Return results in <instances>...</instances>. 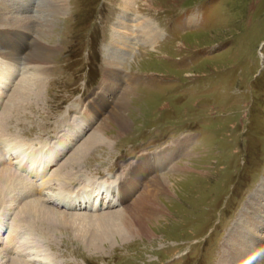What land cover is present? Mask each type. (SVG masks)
Instances as JSON below:
<instances>
[{
    "label": "rangeland",
    "instance_id": "rangeland-1",
    "mask_svg": "<svg viewBox=\"0 0 264 264\" xmlns=\"http://www.w3.org/2000/svg\"><path fill=\"white\" fill-rule=\"evenodd\" d=\"M64 1L66 8L62 13L48 16L53 20L52 32L44 38L40 35V42L54 46L45 63L40 97L34 103L26 98L9 112L2 122L5 134L19 139L25 149L42 147L44 153L51 142L59 143L79 123L78 112H84L96 101V92L100 91L98 96L102 95L105 105L112 108L110 89L115 91V97L122 98L121 111L129 123L111 145L109 142L110 146H94L77 166L65 164L66 158L97 123L104 124L102 111L86 121L87 126L68 144L69 138L64 139L58 155L51 156L48 178L67 175L68 171L69 177L61 187L57 181L44 180L42 201L58 211H87L88 218L90 213L100 218L102 214L121 213L136 203V195L154 175L167 174L172 188L168 194L158 195L159 202L152 213L156 218L145 223L150 236L135 225L136 232L125 239L113 234L107 240L95 239L91 243L92 227L81 229L80 223L73 227L55 224L51 229L44 228L41 221L31 228L24 223V227L14 225V211L33 198L36 189L20 195L17 203L7 202V208L0 207V217L5 216L0 219L2 226L13 232L22 231V241L34 242L26 249L33 264H220L219 258L226 253L241 255L245 264H264V0H134L131 7L124 0ZM31 2L17 0L15 6L21 8L20 3H24L25 12L34 15L40 2L47 4V0H34L30 9ZM121 14L131 18V22L126 20L127 25L139 21V14L148 16L159 35L151 44L133 42L132 49L122 51L126 56L114 65L109 56L116 54L113 27ZM34 25L33 33L27 34L14 23L0 26L4 28L0 30V46L12 50L9 46L15 44L13 49L23 55L31 50L30 36L37 35L39 25ZM8 31L11 33L1 35ZM22 55L21 58L26 56ZM19 67L24 71L22 65ZM22 75L15 73L14 78ZM105 77V85L110 87L113 80L116 85L101 87ZM13 86L7 96L0 98V112ZM89 102L92 103L83 109ZM186 135L190 136V143L171 154L166 152L164 166L157 169L158 162L154 161L146 173L138 172V163L145 168L142 172L149 164L144 157L151 161V156L163 153L165 146L174 150L176 141ZM0 150V161L3 155L8 163V151L16 148L8 143ZM175 164L177 168L171 171ZM134 167L130 194L118 205L106 206L104 201L109 198L101 192L97 201L89 193L94 203L103 202L92 212L51 205L58 189L74 190L87 178V185L93 190L89 178L100 179L106 173L111 180L106 178L103 184L110 189L115 181L113 175ZM127 174L128 171L129 177ZM45 176L32 178L37 184ZM24 178L25 183L32 182ZM85 203L86 200L80 202L83 206ZM211 222L217 225L206 236L204 231L212 229ZM11 243L8 242L9 247ZM12 254H5L8 263Z\"/></svg>",
    "mask_w": 264,
    "mask_h": 264
},
{
    "label": "bare ground",
    "instance_id": "bare-ground-1",
    "mask_svg": "<svg viewBox=\"0 0 264 264\" xmlns=\"http://www.w3.org/2000/svg\"><path fill=\"white\" fill-rule=\"evenodd\" d=\"M16 1L17 0H0V26H8L14 23L17 25V27L21 28V30L23 29L24 34H27L29 31L33 33V31L35 30L34 24H36V22H37V25L39 26H38V30H36L37 35L35 37H33L32 35L31 36L29 35L30 36L29 42L30 44H32V46H31V50L29 51L27 50L28 51V52L26 51L27 53L24 52L26 56H24L23 54L22 56L24 57L21 58V54H18L17 49H13L15 44L9 46L12 50H6L5 48H8V47L0 46V98L2 96H7L8 94L7 91L10 90V88L14 85L11 92L8 95V98L6 99V102L3 105V109L0 112V147L8 146V143H11L13 147L16 148L17 151L21 152L19 153L16 150L13 152L14 154H17L18 163H14L13 160H11V162L8 161L7 163L5 162L3 155L1 157V161H0V164H1L0 165V207L7 208L9 206V205L7 206V202L14 203L17 199L19 200L18 197L20 195H22L23 193L28 194L29 192L32 191V189H34L33 188L34 186H37L39 194L33 195L34 194L33 193L32 194L33 198H31L29 196L31 194L30 193L28 196L31 199H27L26 201H24L22 206L17 211H14V214H13V219L15 217V220H13L14 225L17 224L18 226V224H21L20 226L24 227V225L22 224L24 223L25 225H28L31 228L32 227L31 225L36 224L35 223L36 221H39V222L41 221L44 225L43 226L44 228L51 229L53 228L52 226H55V224L71 225L73 227L74 224L80 223L81 229H84L82 226L86 227V225H87V228H89L88 226L92 227L91 239L93 240H91V243H94L95 239L96 240L97 239L107 240L113 234H115L118 237H121V239H125L129 237L131 234H134L136 232L137 227H134L135 225L138 226V228L142 231V233H144L147 236H150L149 234L151 232L146 228L145 223L147 221H150L156 218V216H154L152 213L156 211L155 207L157 208V201L159 202L158 195L168 194V192L170 191L169 187L172 188V185H170V183L167 181V174L163 175V173H161L159 174V176L151 175L152 177L149 179L148 185L145 186L143 189H140L141 190L139 191L140 193L136 195V197L138 198V201L136 203L123 209L121 213L114 212L113 215L102 214L100 218L94 217L93 213H90L88 215L89 216L88 218L86 215L87 211L85 212V214L84 212L69 213V212H65L62 210L58 211L57 209L53 208V206L51 207V206L45 205L46 201H44V199L43 201L45 203L42 201L41 199L42 191H43L42 187H44L43 183H44V180L47 181V178L49 174L51 173V171L48 170L49 173L47 172L45 174L46 172L45 170L48 165L47 163L50 161V159H52L50 158L51 156L56 157L59 151H61L58 148L60 147L59 145H64V139L66 140L69 138V140L67 141V144H68L70 140L74 139L73 136L75 134H78L79 133L78 131L86 125L85 124L86 121L88 123L90 119H95L94 117H96L97 114H99L102 111L103 113L102 115H104L103 119H105L104 124L101 125L99 124L100 122L97 123L94 126V129L91 132V134L89 135L88 133L85 136V138L81 140V142L78 143V145L76 146L77 148L73 151V153L68 155V157L66 158L65 164H70V165L72 164V166L73 165L77 166V165H80L79 163L81 159H83L84 155L87 154L88 151L94 146L98 144H101L104 146L106 144L109 145V142L111 145L112 141L115 140V137L118 135L120 136L121 132L127 128L129 119L127 115L123 113V111H121L123 108L122 107L123 105L121 102L122 98L115 97V93H114L115 91H113V89H110L109 95L110 97H112V99L110 98L109 101L111 104H113V107L111 108V105L110 106L105 105L104 97L102 95L98 96L100 91L96 92V97L94 98V100L96 101L94 102L93 100L92 101L94 102L93 104L89 105L90 103H92V102H89L86 106L85 105L83 106V109H84V108H87L89 105V108L85 110L86 112L85 111L78 112L80 113L79 123L73 126L69 131H67L66 137L60 142L58 141L59 143L56 144L55 142L53 144L51 142L49 146L50 149L48 150L47 148L48 152L46 150L44 153L41 154L42 151L39 148L26 150L25 148L21 147V144L23 143L18 141L19 139L18 140L13 139L11 137H8V135L10 134H7V133L5 134V131L2 126V122L4 118L9 114V112L12 109L21 105L22 102L25 101L26 98H28L30 101H32V103H34L40 97V93L42 92V87H43L44 78H45L44 75L46 74L45 73V63L47 59L50 57L52 53V49L54 47L50 44L42 43L40 41H42V38H44L43 36L48 34L52 29L53 20L52 18L49 19L48 16L49 15L52 16V14L62 13L63 10L66 8L64 0H47L46 5L40 4L41 3L40 2L36 6V11H34L35 12L34 15L33 14L28 15L27 14L28 12L27 13L25 12V8H26L25 4L20 3L22 7L19 8L15 6ZM124 1H128L131 7V4L133 3L134 0H124ZM33 3H34V0H32V2L29 4L30 9ZM44 12L46 14H44ZM118 17L119 18L116 21V25L113 27V36H112V39H113L112 46L116 47V54L109 56V59H110L109 62L114 63V65H116V63L118 64L123 59V57L126 56L125 53H123L122 51H126V48H129L130 50L132 49L133 42H135V44H151L152 41H154L156 37L159 35V31L153 25V22L150 20L148 16L147 18H145L142 14H139V16H137V19L139 21H136L133 25L130 23L129 25H127L126 20H129V22H131V18L130 17L127 18L126 14H121V16L119 15ZM33 20H35L36 22L34 23ZM125 27L127 29H125ZM0 30H4V28L0 27ZM115 32L116 34H114ZM10 33L11 32L8 31L7 33H1V35L10 34ZM24 34H22L20 31L22 40L24 39ZM40 35L42 38L40 37ZM16 36L12 37V39L14 40ZM28 38L25 40V44H24L25 46H26ZM32 39H33V43H31ZM44 45H46V47H44ZM6 51H8V53H5ZM21 59H23L24 61L21 62L20 61ZM15 60H16V65H14ZM25 64L27 65L24 66ZM19 65H22V68L24 69V71L20 69ZM15 73H19V75L21 73H24V75H22V77L16 76L14 78ZM116 74L117 72H115V75ZM109 76L110 75H108L107 77ZM107 77H105L101 83V87L102 85H104L105 89H107V87L112 88L114 85H116V82H114V80L110 82V87L105 85V80L107 79ZM125 78H128V77H125ZM126 89H128V87ZM103 93L104 92H102L101 94ZM105 93L108 95V92L105 91ZM111 129H113L114 132L112 131L110 134L107 131ZM189 138H190L189 135L182 136L180 139H178V141L180 142L176 141L177 145L174 150H171V149L167 150L168 146H166L164 147L165 149L163 148L164 149L163 153L158 154V156H155L156 154H153L151 156L152 158L151 161L149 160V157H144L146 158V161L149 162V164L147 163L146 171L142 172V170L145 168L143 167V165L138 163L136 166L137 169L138 167H141L140 169H138V172H140V174L146 173L147 169L150 168L149 165L152 164V162L154 161L158 162L157 169H160V167L164 166L163 164L164 159H165L164 154L166 152L171 154L176 150H181L179 149L181 146H184L187 143H190L188 141ZM8 152L9 154L12 153L11 151H8ZM0 154H1V150H0ZM141 159L142 158L138 159L137 162L140 161ZM23 163L26 165V171L29 170L27 172V176L24 173L20 172V170L18 169V166H20ZM136 167L131 169L129 177L126 178L127 179L126 184L124 183L122 185L123 187L117 186L118 187L117 192H116V188L114 191L111 190V188L115 187L112 184L109 185L110 189H107L105 184H103L104 186H101V183H92L90 181V185H94V187H93V190H91V187H88L87 193L78 191L77 192L78 195H76L77 196L76 197L72 195L69 191L58 189L55 193L56 196L54 198H56L58 201H60V203H62L65 206L64 210L65 209L69 210V208L71 209L72 208L73 209L87 208L89 206L96 205V203H94L95 199L90 200V198H93L90 196L91 194H93V196L96 198V201H97L100 192H103L102 196H105L106 195L105 191H109L110 197L108 201L107 200L105 201V204L118 205L120 200H122L126 196L128 197L130 194V190H131L130 182L135 176V173L133 172V170ZM49 168L50 167H48V169ZM175 168H177L176 164L171 169V171L175 170ZM70 171H72V169ZM138 172H136L137 176H140ZM31 174L39 175V176L45 174L47 176H45V178L41 181V183L37 182L36 184L34 183L35 181L33 180ZM68 174H69V171L67 172V175L59 174V175H56V177L51 176L50 179L48 178V181H51V180L57 181L61 187L64 185L65 178L69 177ZM105 175H108V173H106ZM23 176L26 179L31 180L32 182L25 183V181L23 180ZM113 176L116 177L115 175ZM109 179L111 180V178ZM82 181H83L82 185L87 186L88 179L84 178ZM119 188L121 189L119 190ZM89 193L91 194L89 195ZM114 193L116 195H114ZM75 197L77 199L78 205L75 203V200H74ZM84 200H86V203L83 206L80 204V202H84ZM135 200L136 199L134 198L133 202H135ZM126 203L127 202H125V204ZM56 207L58 206L56 205ZM122 207H124V205H122ZM128 210L130 211V213H127ZM4 217L5 216H1L0 219L3 220ZM23 227L22 229L26 228V227L25 228ZM29 229H26V231L27 232L30 231ZM85 231L88 232L89 230L86 229ZM21 232L22 231L17 233L16 231L12 233V232L7 231L5 233V238H7L9 235V239H7V242L8 241L12 242L10 245V248L12 247V250L11 249L10 250H11V253L13 254L15 253V255L13 254L10 255L11 262L9 261L8 263L9 258L7 259L6 258L7 256L5 254H8L9 252L5 253L7 252L6 247H4V250L3 249L1 250V246H0V264H33L30 260H29L30 262H27L19 257V254L21 255L25 252L26 254H29L30 253L29 250L26 251V249H29L28 244L29 243L34 244V242H32L31 240H29V242H26V240L25 242L22 241L24 237H22L21 239V236H22ZM244 235H242V237ZM3 238L4 237L1 236L0 234L1 243L2 241L3 243L6 242V239H3ZM29 238H30V235H29ZM30 239H33V238H30ZM33 241H36V240L33 239ZM4 246H6V244ZM7 248L9 249L8 244H7ZM40 251H43V250H40ZM226 255L225 256L227 258L225 256L219 258L220 264H231L232 261H236L234 262V264H237V263L245 264L244 257H242L241 255H238L237 253H234L233 255H229L226 253ZM29 256H31V254H29ZM2 258L3 259L6 258V260L3 261Z\"/></svg>",
    "mask_w": 264,
    "mask_h": 264
}]
</instances>
